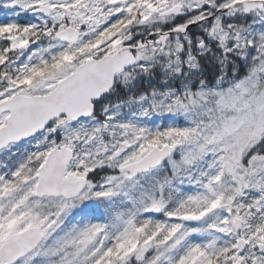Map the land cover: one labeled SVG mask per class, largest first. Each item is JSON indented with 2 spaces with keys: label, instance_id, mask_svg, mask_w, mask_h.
I'll return each mask as SVG.
<instances>
[{
  "label": "snow or ice",
  "instance_id": "obj_1",
  "mask_svg": "<svg viewBox=\"0 0 264 264\" xmlns=\"http://www.w3.org/2000/svg\"><path fill=\"white\" fill-rule=\"evenodd\" d=\"M0 264H264V0H0Z\"/></svg>",
  "mask_w": 264,
  "mask_h": 264
},
{
  "label": "rangeland",
  "instance_id": "obj_2",
  "mask_svg": "<svg viewBox=\"0 0 264 264\" xmlns=\"http://www.w3.org/2000/svg\"><path fill=\"white\" fill-rule=\"evenodd\" d=\"M159 122V121H158Z\"/></svg>",
  "mask_w": 264,
  "mask_h": 264
}]
</instances>
